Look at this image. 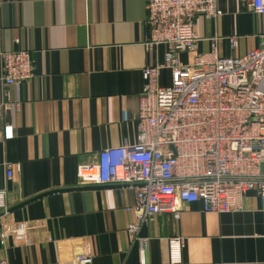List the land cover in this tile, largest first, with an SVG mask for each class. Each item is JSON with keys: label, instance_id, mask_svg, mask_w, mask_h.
Instances as JSON below:
<instances>
[{"label": "crops", "instance_id": "crops-1", "mask_svg": "<svg viewBox=\"0 0 264 264\" xmlns=\"http://www.w3.org/2000/svg\"><path fill=\"white\" fill-rule=\"evenodd\" d=\"M217 6L218 19H197L198 53L181 54L182 63L210 52L212 39L224 58L258 47L261 22L249 0ZM146 19V0H0V69L3 53L24 50L34 71L0 89V190L9 207L0 218V260L73 264L87 249L92 264H170L168 240L178 237L181 264H264V210L253 191L239 211L184 205L179 218L163 214L131 234L132 187L80 185V165L137 142L143 70L167 52L147 53ZM159 83L172 84L169 69ZM6 127L13 137L5 138Z\"/></svg>", "mask_w": 264, "mask_h": 264}, {"label": "built area", "instance_id": "built-area-1", "mask_svg": "<svg viewBox=\"0 0 264 264\" xmlns=\"http://www.w3.org/2000/svg\"><path fill=\"white\" fill-rule=\"evenodd\" d=\"M146 2V51L154 54L164 47L167 52L162 64L143 70L137 142L107 148L95 164L80 165V185L132 187L135 203L127 208L134 216L131 234L160 215L179 218L184 205L200 203L207 213L239 211L250 191L261 198L264 210V0H249L261 22L258 47L224 58L212 39L210 52L189 64L179 56L198 53L202 40L196 21L218 19L217 0ZM164 69L171 71L167 87L159 83ZM0 71L1 90L30 81V53H3ZM11 137L12 128L6 127L5 138ZM19 169L9 165L7 178ZM6 197L7 191L0 190V218L9 213ZM168 243L170 264H181L185 240L175 237ZM92 263L87 249L74 255L73 264ZM0 264L9 263L4 259Z\"/></svg>", "mask_w": 264, "mask_h": 264}]
</instances>
